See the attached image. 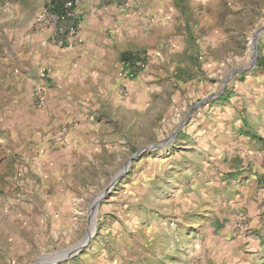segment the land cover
Here are the masks:
<instances>
[{
  "label": "rangeland",
  "instance_id": "1",
  "mask_svg": "<svg viewBox=\"0 0 264 264\" xmlns=\"http://www.w3.org/2000/svg\"><path fill=\"white\" fill-rule=\"evenodd\" d=\"M49 5L0 0V264L72 250L96 199L88 243L45 264H264L253 200L235 205L250 183L231 175L238 143L218 131L217 102L229 72L251 64L264 17L243 20L246 34L213 64L199 60L179 95L172 81L160 91L136 82L121 97L108 68L103 82L58 84L32 29Z\"/></svg>",
  "mask_w": 264,
  "mask_h": 264
},
{
  "label": "crops",
  "instance_id": "2",
  "mask_svg": "<svg viewBox=\"0 0 264 264\" xmlns=\"http://www.w3.org/2000/svg\"><path fill=\"white\" fill-rule=\"evenodd\" d=\"M78 9L81 20L72 40L57 46L51 29L38 32L43 50L52 53L47 65L58 84L82 82L81 78L87 77L90 82H103L108 68L113 70L121 97L129 95L136 82L149 91H160L163 83L172 81L179 95L198 73L199 60L213 64L218 59L216 53L223 54L246 34L243 20L264 17V0H86ZM132 56L149 58L136 76L126 78L122 61ZM257 57L252 70L235 74L222 86L217 102L222 122L218 131L238 143L232 159L240 166L231 175L239 172L244 182L250 183L236 195L235 205L247 204L246 197L253 200V225L263 239L264 37ZM66 109L60 104V114H66ZM258 219L262 220L257 225Z\"/></svg>",
  "mask_w": 264,
  "mask_h": 264
},
{
  "label": "built area",
  "instance_id": "3",
  "mask_svg": "<svg viewBox=\"0 0 264 264\" xmlns=\"http://www.w3.org/2000/svg\"><path fill=\"white\" fill-rule=\"evenodd\" d=\"M86 0H63L60 8H44L38 13L32 23L34 31H42L45 28L51 29V39L60 46L64 42L72 40L78 31V24L81 20V13L78 6ZM149 56L127 57L122 61L123 73L126 78H132L144 67V59ZM264 182V175H263Z\"/></svg>",
  "mask_w": 264,
  "mask_h": 264
},
{
  "label": "bare ground",
  "instance_id": "4",
  "mask_svg": "<svg viewBox=\"0 0 264 264\" xmlns=\"http://www.w3.org/2000/svg\"><path fill=\"white\" fill-rule=\"evenodd\" d=\"M259 34V32H257ZM257 34V36H258ZM253 59H254V51H253ZM253 62V60H252ZM251 62V64H252ZM97 200H94L93 205L91 206L90 209V215H89V226H88V230L86 235L84 236V238L75 246H73L71 249L72 250H58L55 251L51 254H44L43 256H41L40 258H38L37 260L31 262L30 264H45L48 260L49 261H56V260H61L64 259L66 257H69V255L73 252L78 250L79 247H82V245L84 246V244L86 243L87 240H90V238L92 237V234L94 232V227H95V223H96V212H97Z\"/></svg>",
  "mask_w": 264,
  "mask_h": 264
},
{
  "label": "water",
  "instance_id": "5",
  "mask_svg": "<svg viewBox=\"0 0 264 264\" xmlns=\"http://www.w3.org/2000/svg\"><path fill=\"white\" fill-rule=\"evenodd\" d=\"M263 30H264V28H262L261 30H259V31H258L259 34H260V32L263 31ZM257 34H258V33L256 32L255 35H254V38H253V39H254V44H253L254 59H253L252 64H250V66H249L248 68H236V69L231 70V71L229 72V74L227 75V78L224 80V84H223V86L227 83V80H228L230 77H232L233 74H234L235 72L247 71V70H250V69H252V68L254 67V65H255V61H256V58H257V49H256V42H257V38H258ZM259 34H258V35H259ZM205 100H206V99H205ZM205 100L201 101L200 103L194 105V106L191 108V110H190L189 113H188V116H187L186 119L183 121V123H185L186 120L189 118V115H190L191 111L194 110L197 106H200ZM140 153H141V152H138V153H136V155H139ZM127 165H128V164H127ZM121 176H122V173H119L118 175H116V177L114 178L113 183H115L118 179H120ZM113 183H112L111 186L106 190L107 193L110 191V189H111ZM87 243H88V241H87ZM87 243H86V244H87ZM84 246H85V245H84ZM84 246H82V247H84ZM82 247H80L78 250H80ZM75 253H76V252H75ZM75 253H73V254H75ZM73 254H70L69 257L72 256ZM66 258H68V257H66ZM66 258H64V259H66ZM64 259H61V260H64ZM61 260H57V261H55V262L57 263V262H59V261H61Z\"/></svg>",
  "mask_w": 264,
  "mask_h": 264
},
{
  "label": "trees",
  "instance_id": "6",
  "mask_svg": "<svg viewBox=\"0 0 264 264\" xmlns=\"http://www.w3.org/2000/svg\"><path fill=\"white\" fill-rule=\"evenodd\" d=\"M60 0H51V4L53 6L54 9L60 8V4L59 5H55L57 3H59ZM55 5V6H54Z\"/></svg>",
  "mask_w": 264,
  "mask_h": 264
}]
</instances>
